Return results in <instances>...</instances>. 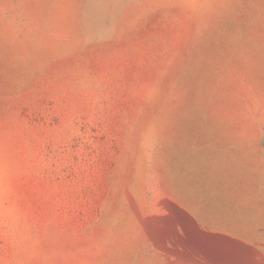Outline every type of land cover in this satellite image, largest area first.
<instances>
[{
    "label": "rangeland",
    "instance_id": "obj_1",
    "mask_svg": "<svg viewBox=\"0 0 264 264\" xmlns=\"http://www.w3.org/2000/svg\"><path fill=\"white\" fill-rule=\"evenodd\" d=\"M0 264H264V0H0Z\"/></svg>",
    "mask_w": 264,
    "mask_h": 264
},
{
    "label": "water",
    "instance_id": "obj_2",
    "mask_svg": "<svg viewBox=\"0 0 264 264\" xmlns=\"http://www.w3.org/2000/svg\"><path fill=\"white\" fill-rule=\"evenodd\" d=\"M187 217L191 220V222L193 223V225L195 226V228L197 229V231L200 234H202L204 236H209V237H215V236H217L215 234H212V233H209V232H206V231L202 230L201 228H199V226L196 224V222L193 221V219L191 217H189V216H187Z\"/></svg>",
    "mask_w": 264,
    "mask_h": 264
}]
</instances>
